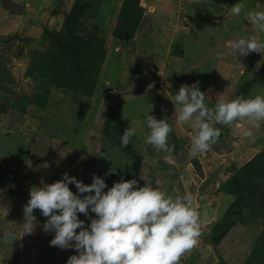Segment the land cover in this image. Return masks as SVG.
I'll return each mask as SVG.
<instances>
[{"label":"rangeland","instance_id":"rangeland-1","mask_svg":"<svg viewBox=\"0 0 264 264\" xmlns=\"http://www.w3.org/2000/svg\"><path fill=\"white\" fill-rule=\"evenodd\" d=\"M12 1L26 8L16 13L0 0V264H67L78 255L74 248L50 246L55 233L43 231L47 217L39 209L34 210L40 223L33 234L12 245L3 243L6 232L22 234L30 190L61 180L64 173L84 184L100 176L105 192L121 179H136L138 187L147 182L174 198L191 194L202 213L203 234L180 264H264V255L256 251L264 248V212L254 218L246 213L242 221L221 230L218 225L239 197L224 187L232 186L238 169L264 152V123L252 129L253 141L240 131L250 125L212 122L221 129L218 143L192 157L197 130L191 122L177 123L181 106L173 103L182 85L195 82L213 109L220 101L264 96V56H235L225 47L228 40L241 37L264 42V32L248 19L249 12L264 11V0H140L142 16L130 38H122L124 28H117L123 0ZM79 2L85 6L82 12ZM236 3L244 5L239 16L231 12ZM71 12L78 23L73 20L62 29ZM60 31L66 39L79 40L82 50L93 46L104 53L101 62L93 55L81 62L86 69L95 66L94 87L82 75L69 87L51 82L39 87L46 59L60 53L50 39ZM50 71L48 67L46 73ZM247 82L252 86L243 92ZM110 109L119 133L136 130L127 147L103 135ZM147 115L172 127V164L165 161L166 153L146 143ZM113 167L115 173L106 176ZM257 178L264 192V174ZM68 186L78 194L75 184ZM89 217L96 218L95 213L89 210ZM89 217L78 213L90 228Z\"/></svg>","mask_w":264,"mask_h":264},{"label":"clouds","instance_id":"clouds-1","mask_svg":"<svg viewBox=\"0 0 264 264\" xmlns=\"http://www.w3.org/2000/svg\"><path fill=\"white\" fill-rule=\"evenodd\" d=\"M243 8V4L236 3L231 12L239 16ZM248 19L264 32V11H251ZM225 47L235 56L238 53L246 57L252 52L264 56V42L255 38L228 40ZM198 84L182 85L173 100L181 106L177 123L191 122L197 130L189 155L196 157L211 151L218 143L221 129L214 127L212 122L229 127H240L238 121L250 125L249 128L241 127L240 131L243 137L254 141L252 129H259L264 123V96L220 101L213 109L205 104L206 93ZM146 123L149 130L146 143L166 153L165 161L172 164L175 146L168 144L172 127L152 115H147ZM135 132L134 128L125 129L121 136L124 147L129 145ZM125 164L118 166L123 169ZM115 171L113 167L105 175ZM69 184H75L78 194L70 190ZM137 185L136 179H121L105 192L107 184L100 176L93 175L92 183L84 184L64 173L61 180L30 190V199L23 209L22 234L6 232L3 243L12 245L19 237L33 234L40 223L34 210L39 209L47 217L41 225L43 231L55 233L50 246L74 248L78 252L67 264H180L181 258L198 246L203 234L202 213L194 206V197L186 193L174 198L147 182L143 187ZM89 210L96 218L89 217ZM78 213L91 219L90 228L78 219ZM78 228L79 233L76 232Z\"/></svg>","mask_w":264,"mask_h":264},{"label":"trees","instance_id":"trees-1","mask_svg":"<svg viewBox=\"0 0 264 264\" xmlns=\"http://www.w3.org/2000/svg\"><path fill=\"white\" fill-rule=\"evenodd\" d=\"M79 6L81 7L78 9L77 7ZM79 6L77 4L76 8L79 12H82L85 6L81 2H79ZM142 11L143 9L140 6V0H123V4L119 12V25L117 27L124 28L122 30V38L131 37L135 28L138 27ZM78 19L79 18L75 13H66L62 29H66L67 26H69V23L73 20L75 23H78ZM62 31L50 36L52 45L54 46L55 44H58L59 49L57 51L60 53L54 55L53 58L49 57L46 59V63L42 66L44 70L42 69L39 72L42 82V85L39 87L41 89H45L46 86L44 84H49V82L54 85L69 87L71 86L70 84L72 79L75 80L76 78L77 80L79 75L84 76V78L88 77L89 85L94 87L96 78H92V73L94 72L93 69L95 66H91L92 64H90L88 67H91V69H86L83 67L84 65L81 62L84 61L86 57H89L90 60L93 56L98 57L99 62H101L104 60V53L102 52L99 54L93 46L86 47L82 50L81 44L78 42L79 40H76L73 36L68 39L62 37ZM53 52L56 51L53 50ZM48 67H51L50 74L46 73ZM251 86L252 84L247 82L246 88L243 92H247ZM82 91L86 94L91 93V90L89 91L86 88ZM18 106L23 107L22 104H18ZM112 120L113 109H110L108 118L105 122L106 126L102 130L103 135L112 143L119 145L121 143V136L123 132L119 133V131H117V126L114 125ZM263 166L264 152H260L248 161L241 169H238L237 174L233 178V184L230 186L231 188L229 186L224 187L225 191L228 193L238 192L239 197L228 209V212L226 213L227 217L224 222L218 223L220 230L225 228V226L233 225L235 221H242V219L247 216L246 213H248L251 218H254L264 212L263 184L260 180L256 181L258 176H262L264 174L263 170H261ZM232 208H234V210H232ZM222 233L225 232H219L220 235H222ZM256 251L264 255L263 246L256 249Z\"/></svg>","mask_w":264,"mask_h":264},{"label":"water","instance_id":"water-1","mask_svg":"<svg viewBox=\"0 0 264 264\" xmlns=\"http://www.w3.org/2000/svg\"><path fill=\"white\" fill-rule=\"evenodd\" d=\"M6 6L13 12L23 13L25 10V6L19 3H16L12 0H6Z\"/></svg>","mask_w":264,"mask_h":264},{"label":"crops","instance_id":"crops-1","mask_svg":"<svg viewBox=\"0 0 264 264\" xmlns=\"http://www.w3.org/2000/svg\"><path fill=\"white\" fill-rule=\"evenodd\" d=\"M26 8V7H25Z\"/></svg>","mask_w":264,"mask_h":264}]
</instances>
